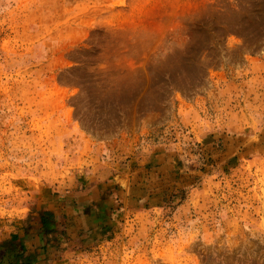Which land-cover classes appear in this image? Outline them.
I'll list each match as a JSON object with an SVG mask.
<instances>
[{
    "label": "rangeland",
    "instance_id": "374dc122",
    "mask_svg": "<svg viewBox=\"0 0 264 264\" xmlns=\"http://www.w3.org/2000/svg\"><path fill=\"white\" fill-rule=\"evenodd\" d=\"M14 236L38 264H264V0H0Z\"/></svg>",
    "mask_w": 264,
    "mask_h": 264
},
{
    "label": "trees",
    "instance_id": "16d2710c",
    "mask_svg": "<svg viewBox=\"0 0 264 264\" xmlns=\"http://www.w3.org/2000/svg\"><path fill=\"white\" fill-rule=\"evenodd\" d=\"M47 212L42 214V224L45 229L44 234H52L53 231L48 228L45 217ZM47 251V245L42 247ZM39 254L30 252L21 237L14 236L11 240L3 241L0 244V264H38L40 262Z\"/></svg>",
    "mask_w": 264,
    "mask_h": 264
}]
</instances>
